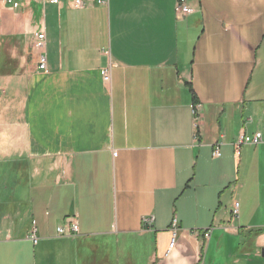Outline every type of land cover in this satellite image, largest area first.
<instances>
[{"label":"crops","instance_id":"obj_1","mask_svg":"<svg viewBox=\"0 0 264 264\" xmlns=\"http://www.w3.org/2000/svg\"><path fill=\"white\" fill-rule=\"evenodd\" d=\"M82 1L0 2V264H264V0Z\"/></svg>","mask_w":264,"mask_h":264},{"label":"built area","instance_id":"obj_2","mask_svg":"<svg viewBox=\"0 0 264 264\" xmlns=\"http://www.w3.org/2000/svg\"><path fill=\"white\" fill-rule=\"evenodd\" d=\"M25 0H0L4 4V6L11 8V9H17L24 3ZM36 2L40 4H45L47 1L58 4L61 2V0H35ZM99 3H102V0L98 1ZM72 4L74 7H82L83 1L82 0H72ZM193 9L188 5L186 0H176L175 2V12L177 15H187L191 13ZM44 41H45V33L39 32L35 34V41L34 46L36 49H42L44 47ZM39 68L44 69L45 68V56L44 54L39 55ZM102 76L104 80H109V73L108 70L102 71ZM264 143V132L262 131H256L252 134H241L239 137V141L237 144V148L241 144H250V145H258ZM212 155L214 157H217L220 155V151L218 146L216 145L213 149ZM238 208L239 203L234 202L232 207V216L236 217L238 215ZM69 221L71 222L70 230L67 231L63 226L57 227V234L60 236L69 235L70 232L77 233L79 231V226L74 218H70ZM35 221H33L34 225ZM29 238L31 241L36 244L38 242V237L36 235V228L33 226L31 229V232L29 234ZM176 240V231L173 232V236L171 238V241L169 243V248H172Z\"/></svg>","mask_w":264,"mask_h":264},{"label":"water","instance_id":"obj_3","mask_svg":"<svg viewBox=\"0 0 264 264\" xmlns=\"http://www.w3.org/2000/svg\"><path fill=\"white\" fill-rule=\"evenodd\" d=\"M261 256L264 257V248L261 249Z\"/></svg>","mask_w":264,"mask_h":264},{"label":"trees","instance_id":"obj_4","mask_svg":"<svg viewBox=\"0 0 264 264\" xmlns=\"http://www.w3.org/2000/svg\"><path fill=\"white\" fill-rule=\"evenodd\" d=\"M260 231V230H259ZM258 230H257V233L259 232Z\"/></svg>","mask_w":264,"mask_h":264}]
</instances>
